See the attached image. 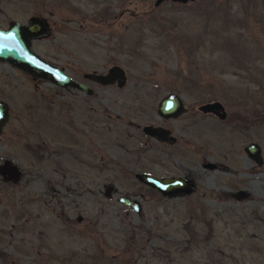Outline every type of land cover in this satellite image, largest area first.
<instances>
[{"label": "rangeland", "instance_id": "374dc122", "mask_svg": "<svg viewBox=\"0 0 264 264\" xmlns=\"http://www.w3.org/2000/svg\"><path fill=\"white\" fill-rule=\"evenodd\" d=\"M154 1L0 0V27L44 18L32 49L91 87L0 60V163L18 171L0 173V264H264V166L241 152L252 140L264 155V0ZM114 63L127 74L121 87L83 77ZM168 91L198 119L173 147L141 131ZM213 100L227 121L197 110ZM236 112L261 121L241 134ZM143 171L187 175L191 190L164 195ZM236 186L247 197L235 200Z\"/></svg>", "mask_w": 264, "mask_h": 264}, {"label": "water", "instance_id": "95a60500", "mask_svg": "<svg viewBox=\"0 0 264 264\" xmlns=\"http://www.w3.org/2000/svg\"><path fill=\"white\" fill-rule=\"evenodd\" d=\"M164 0H155L157 5ZM176 2H187L191 0H172ZM48 23L44 18L39 16H30L26 23L17 20H10L7 27H0V60L7 61L13 66L28 72L32 77L48 79L54 84L63 88H77L87 93L91 92V87L69 76L62 67L48 62L43 59L31 47V39L42 36L47 32ZM83 77L91 79L100 84L116 83L118 87L123 86L127 81V74L125 69L119 64L110 65L105 72L86 71ZM217 105L218 108L223 109L220 101H212L203 104L202 108L206 106ZM8 104L6 101L0 99V129L8 118ZM184 108L183 101L176 92H168L157 103V111L162 116L177 115ZM143 132L149 135L158 136L162 138L165 134L163 127L145 124L142 127ZM257 148L255 143L249 144L246 149L252 151ZM258 150V148H257ZM206 166L213 167L211 162ZM0 173H5L10 176H17L18 171L10 161H3L0 163ZM137 178L143 183L157 189L164 195L179 191H190L192 182L185 176H158L150 172H138ZM111 186L106 188V195H109ZM242 193V190H239ZM117 200L123 204L128 205L135 212L139 213L142 209L139 199L131 195H119Z\"/></svg>", "mask_w": 264, "mask_h": 264}, {"label": "flooded vegetation", "instance_id": "af4514ba", "mask_svg": "<svg viewBox=\"0 0 264 264\" xmlns=\"http://www.w3.org/2000/svg\"><path fill=\"white\" fill-rule=\"evenodd\" d=\"M168 92H175V91H168ZM181 99H182V96H181ZM182 101H183L184 108L182 109L181 112H179L175 116H173V115L162 116L158 113L157 107H156V115H155L156 121L142 124L141 125V131L143 132V130H142L143 125L151 124L154 126L163 127L165 129V134L162 138H160L158 136L149 135V134H146L145 132H143V134H145V136L148 137L147 138L148 140H152L155 143L162 144L163 146H167V147H173L174 145L179 144L181 141H183L180 137L179 130L182 131L183 129H186V127L192 126L193 124L196 123V121L198 119H197V117L195 118L194 112H192L191 114L189 113L188 116H185V114H188V108H187V106H185L183 99H182ZM213 101H216V100H213ZM209 102H212V101L200 102L199 105L197 106V110L202 112V113H205V114L214 115V117L218 118L219 122L227 121L228 120V113H227V110L225 109V106L222 103L221 104L223 106V109L218 108L217 105H210L209 107L206 106L207 108H205V109L202 108L203 104H207ZM229 120H230V125H232L235 120H238V121H236L237 127H235L234 129L237 128V129H239L241 134L247 135L248 134L247 122H251V121L253 122V120L254 121L255 120L261 121V115L259 113L256 114L255 117L253 118V120L251 119V121H250V119L248 120L245 115L241 114L240 112H236L234 116L229 118ZM239 121H243V122H239ZM179 124H181L182 127H179ZM236 132H238V131H236ZM227 143H228V146H230V145L234 146L235 145L234 142H227ZM251 143H255L258 150H257V148H254L252 151H248L246 149V147ZM232 148L230 149V151L231 150L235 151L236 156H238V151L235 150L234 147H232ZM242 149L243 150H241V152H243V155L244 154L246 155L247 159L251 162V164L255 163L259 166H264V155L262 154V147L260 146L259 143H257L256 141L249 140L247 142H244V144L242 145ZM207 163L208 162H206L204 164V166H206ZM211 163L213 164V167H210V166L209 167L207 166V167L214 169V171H218L217 170V169H219L217 167L218 165L215 162H211ZM158 176H161V175H158ZM177 176H185V177L189 178L187 175H177ZM189 179L191 180V178H189ZM239 190H242L243 192L240 193ZM230 192H231V195L234 197L235 200L236 199H238V200L244 199L249 194L248 190L245 189L243 186H236L235 189H231ZM261 219H264L263 216L261 217Z\"/></svg>", "mask_w": 264, "mask_h": 264}]
</instances>
